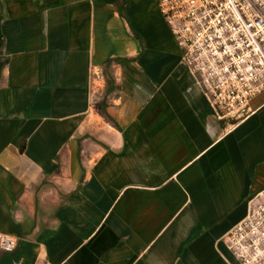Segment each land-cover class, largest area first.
Instances as JSON below:
<instances>
[{
    "label": "crops",
    "instance_id": "1",
    "mask_svg": "<svg viewBox=\"0 0 264 264\" xmlns=\"http://www.w3.org/2000/svg\"><path fill=\"white\" fill-rule=\"evenodd\" d=\"M258 195L264 89L220 119L157 0H0V264H239Z\"/></svg>",
    "mask_w": 264,
    "mask_h": 264
},
{
    "label": "built area",
    "instance_id": "2",
    "mask_svg": "<svg viewBox=\"0 0 264 264\" xmlns=\"http://www.w3.org/2000/svg\"><path fill=\"white\" fill-rule=\"evenodd\" d=\"M181 48V60L220 119H242L264 89V0H157ZM239 264H264V195L226 235ZM17 239L0 235V253Z\"/></svg>",
    "mask_w": 264,
    "mask_h": 264
},
{
    "label": "trees",
    "instance_id": "3",
    "mask_svg": "<svg viewBox=\"0 0 264 264\" xmlns=\"http://www.w3.org/2000/svg\"><path fill=\"white\" fill-rule=\"evenodd\" d=\"M110 63H111V61H108L106 66H108ZM106 68H107V67H106ZM105 71H106V70H105ZM107 79H108V81H107L108 83H107V84L110 85V84H111V79H110V77L107 76Z\"/></svg>",
    "mask_w": 264,
    "mask_h": 264
},
{
    "label": "rangeland",
    "instance_id": "4",
    "mask_svg": "<svg viewBox=\"0 0 264 264\" xmlns=\"http://www.w3.org/2000/svg\"><path fill=\"white\" fill-rule=\"evenodd\" d=\"M106 74V73H105ZM106 81H108L107 77H106Z\"/></svg>",
    "mask_w": 264,
    "mask_h": 264
}]
</instances>
